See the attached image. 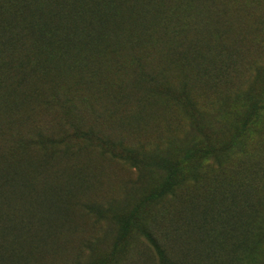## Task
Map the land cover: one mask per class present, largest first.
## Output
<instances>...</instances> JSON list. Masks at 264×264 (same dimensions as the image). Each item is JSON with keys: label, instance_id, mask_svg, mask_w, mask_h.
Instances as JSON below:
<instances>
[{"label": "rangeland", "instance_id": "obj_1", "mask_svg": "<svg viewBox=\"0 0 264 264\" xmlns=\"http://www.w3.org/2000/svg\"><path fill=\"white\" fill-rule=\"evenodd\" d=\"M69 3L0 27V264H161L142 229L178 264H264V0ZM161 159L180 184L149 202Z\"/></svg>", "mask_w": 264, "mask_h": 264}, {"label": "trees", "instance_id": "obj_2", "mask_svg": "<svg viewBox=\"0 0 264 264\" xmlns=\"http://www.w3.org/2000/svg\"><path fill=\"white\" fill-rule=\"evenodd\" d=\"M39 0H0V27L1 28H12L15 27L16 21L18 20L19 14L22 10H29L33 5L38 4ZM57 7V17H60L63 12L67 9L72 10V6L69 3V0H54ZM75 4V3H74ZM73 4V6H74ZM7 11V13H5ZM37 32V31H36ZM39 33H44L42 27L38 30ZM264 108L258 102H252L250 105L249 112L245 115L243 119V128L246 129L250 124L254 123L257 119L259 111ZM212 149H197L196 154H210ZM132 160L136 159V156L133 155L130 157ZM158 168L164 170L167 173V178L162 184V186L154 191L147 197V201L156 202L165 197L167 194H170L179 184H180V175L182 173V168L179 163H173L166 159H161L158 162L154 163ZM140 208L135 209L130 215L121 217V230L119 234L118 245L119 248H115V253L122 250V244L126 241L130 235L131 230L136 226L137 216ZM142 233L145 238L152 245L156 251L161 264H178L176 258L172 251L163 245L160 240L150 231L142 229ZM257 236V234H256ZM244 239L239 240V250L242 252V245Z\"/></svg>", "mask_w": 264, "mask_h": 264}]
</instances>
